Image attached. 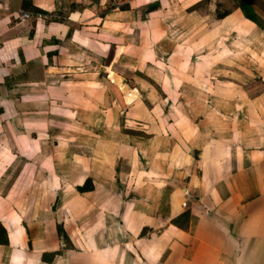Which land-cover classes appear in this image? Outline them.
Segmentation results:
<instances>
[{"label":"crops","instance_id":"obj_1","mask_svg":"<svg viewBox=\"0 0 264 264\" xmlns=\"http://www.w3.org/2000/svg\"><path fill=\"white\" fill-rule=\"evenodd\" d=\"M106 1L0 0V264H264V0Z\"/></svg>","mask_w":264,"mask_h":264},{"label":"trees","instance_id":"obj_2","mask_svg":"<svg viewBox=\"0 0 264 264\" xmlns=\"http://www.w3.org/2000/svg\"><path fill=\"white\" fill-rule=\"evenodd\" d=\"M232 1L234 2V4H233L234 7L240 8L247 18L252 19V20L255 19V14L253 13V10H252V5L253 4H259L258 0H232ZM117 6H119L120 8H124L126 5L121 4L119 2V0H107L105 5H104V10L113 9ZM261 8H264V5H262ZM230 11H231L230 8H228V9L226 8L222 11L217 10L216 17L222 18L225 15H227ZM91 189H92V184H91V180L89 178L85 181V183L82 186H77V190L79 192H85V191H89ZM188 216H189V211L186 210L182 215H180L178 218L174 219L173 222L175 225L182 227V228L183 227L185 228L186 225L184 222H186V220L188 219ZM57 232H58V235L61 237V239H66L65 231L63 230L61 225H57ZM0 243H2V244L7 243L6 232L1 226H0Z\"/></svg>","mask_w":264,"mask_h":264},{"label":"built area","instance_id":"obj_3","mask_svg":"<svg viewBox=\"0 0 264 264\" xmlns=\"http://www.w3.org/2000/svg\"><path fill=\"white\" fill-rule=\"evenodd\" d=\"M28 17H29V14L25 13L24 18H28Z\"/></svg>","mask_w":264,"mask_h":264}]
</instances>
